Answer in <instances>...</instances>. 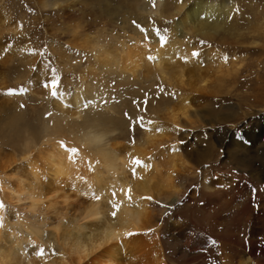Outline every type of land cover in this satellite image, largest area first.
<instances>
[{
	"label": "rangeland",
	"instance_id": "obj_1",
	"mask_svg": "<svg viewBox=\"0 0 264 264\" xmlns=\"http://www.w3.org/2000/svg\"><path fill=\"white\" fill-rule=\"evenodd\" d=\"M194 1L199 0H0V209L11 221L0 239L4 248L17 232L25 252L57 260L44 264H59L58 247L51 240L54 227L82 217V206L89 202H82L70 181L47 185L49 202H40L37 211L28 209L26 199L16 202L9 194L16 187L14 179L32 181L24 156L38 157V148L49 145L44 140L73 138L69 127L53 123L51 104L55 95L77 88L98 59L93 47L123 43L152 48L163 36L183 54L177 60L181 82L170 63L163 73L153 63L142 64L131 77L104 71L88 78L96 96L90 108H80L79 118L75 114L72 119L80 129L101 122L109 130L107 142L122 146L137 142L142 122L159 115L165 130L152 150L155 161L165 172L166 149L172 146L185 162L172 174L178 192L164 188L148 200L153 225L142 231L157 239L154 249L160 247L164 264H239L246 257L247 264H264V0H212L223 3L226 13L221 26L211 31L198 25L172 28L177 16L161 13L165 6L175 13L177 4L187 8ZM200 75L207 82L205 91L196 89L204 83L193 85ZM9 90L15 94H7ZM184 93L190 110L175 121L166 120L163 107ZM31 229H39V240ZM122 253L128 257L132 252ZM65 262L71 264L67 257Z\"/></svg>",
	"mask_w": 264,
	"mask_h": 264
},
{
	"label": "bare ground",
	"instance_id": "obj_2",
	"mask_svg": "<svg viewBox=\"0 0 264 264\" xmlns=\"http://www.w3.org/2000/svg\"><path fill=\"white\" fill-rule=\"evenodd\" d=\"M177 5L175 13L172 9L168 11L166 6L161 11V13L172 16V18L177 16V20L175 18L176 21H174L172 28L176 24L181 26L198 25L200 29H208L211 31L220 27L224 21L223 17L226 12L223 3L213 2L212 0H199L194 1L189 7L186 6L187 8H184L182 3ZM203 31L205 33V30ZM92 49L98 59L92 60L91 66L84 71V75L81 77L77 88L71 93H65L61 96L58 94L55 95L54 102L51 104L53 105V111L56 113L53 116L55 119L53 123L55 125L62 123L69 127L72 135H74L73 138H70V136L67 138L58 136L57 138L44 140V145L45 143L49 145L44 149L41 148L42 146L38 148L40 153L38 157H30L24 154V158L26 159L25 171L29 175L27 176L31 177L32 181L23 184L22 179L15 178L16 180L14 179V181L16 182L13 183L16 184L15 189L7 193L11 195L10 197L15 198L16 200H14L16 202L22 199L28 200V209L35 211L37 207L41 206L40 202L43 200L48 198L45 202H49L48 194L50 189L47 185L70 181L76 194L82 195V202H89L86 206L81 205L83 208H81L82 217L79 218V215H77L78 218H75L74 221H71L65 227L61 223L54 227L55 234L51 240L58 247L56 258L59 260V264H66V257L71 261V264H164L160 247L154 249L158 246L157 241L154 243L156 238L152 239L150 236L151 239H149V235L144 234L142 231L153 225V220H151L152 209H150L149 201L146 198L152 195L157 197L160 194L159 192L163 191L162 189L164 188L172 189V193H177L178 190L174 186L175 183L172 174L176 165L184 168L183 165L185 162L172 146H168L166 149L168 154L165 160L167 167L165 172L161 170L160 163L155 161L152 150L163 139L162 132L165 130L164 126H160L158 123L159 115L147 118L142 122V130H140L141 134L137 142H130L122 146H118L119 143L110 144L107 142L105 136L109 134V130L107 126H101L99 120L95 122L97 125L100 122L99 127L92 126L91 123L90 125L86 124L84 128L80 129L79 126L81 124L75 122L72 117L79 112L80 108L84 106L90 108L92 105V99L96 95L92 94L90 88L92 84L89 82L92 79L91 76L93 78L97 74L102 76L101 74L107 70H113L116 73H125L126 76H130L129 73L138 72L142 64L149 66L152 63L156 70L163 73L164 65L170 63L175 66L176 69L174 70L176 73L178 72L177 77L181 82L183 72L182 68L177 69L181 65L177 60L183 54L168 41L164 40L162 46L161 39L152 48L146 46L144 49H141L139 46L129 47L123 43H115L105 48L97 49L93 47ZM149 57H154V59H149ZM122 60L124 61L120 62ZM89 77L90 80H88ZM199 83H204V85H197ZM206 83L204 77L200 75L193 85L198 86L196 89L205 91L207 90ZM189 110V95L188 93H184L178 95L175 101H168L161 113L162 115L165 114L163 117L166 120L175 121L178 115H185ZM191 113L194 114V112ZM85 122L86 120L83 123ZM34 139L37 141L36 138ZM68 139H73L74 142L68 141ZM61 141L65 147H62ZM27 144L31 146V143ZM30 146L28 145L27 147ZM67 149H77L78 151L72 154ZM169 149H171L170 153ZM31 150L33 149L31 148ZM26 152L29 153V149L27 151L26 148ZM70 156H72V159H69ZM136 159H142L140 160L141 164H136ZM2 166L5 167V164ZM44 168L49 169L51 173L47 174L48 172H46L45 174L41 170H45ZM81 168L82 171H80ZM44 174L47 177L49 175V177L45 179ZM43 178L45 180L42 181ZM218 184L224 185L222 180ZM0 187L1 191L4 192L2 185ZM206 188L215 190L216 187L207 185ZM8 189L10 190V188ZM63 196L64 200L68 201V196ZM15 201L14 204H17ZM17 206L15 205V207ZM49 207H53L51 203ZM10 208L14 209L12 207ZM31 210L28 213H31ZM26 211L28 210L26 209ZM113 212L116 213L115 216L112 215ZM24 213L27 212L21 214ZM6 216L2 214L0 209V239L1 236H5L2 234H4L7 228V223L11 222H7L8 219L6 221ZM22 218L28 220L24 215ZM15 223L20 224L21 222L16 221ZM26 223L28 222L26 221ZM11 226L14 227L15 224H11ZM15 233L12 235L14 236V240L11 241L9 247L4 248L3 244L0 243V264H44L47 261H50V263L57 261L50 256H47L45 260L42 258L36 259L33 254L25 252L20 244L21 240ZM32 234L38 240L40 239L39 229H31L30 235ZM38 240L35 239L36 242ZM128 248L131 249L132 253L126 257L127 255L124 256L122 252ZM248 259L249 257H246V261L239 264H247V261L249 262Z\"/></svg>",
	"mask_w": 264,
	"mask_h": 264
},
{
	"label": "snow or ice",
	"instance_id": "obj_3",
	"mask_svg": "<svg viewBox=\"0 0 264 264\" xmlns=\"http://www.w3.org/2000/svg\"><path fill=\"white\" fill-rule=\"evenodd\" d=\"M161 42H162V46H163V42H164V37H163V36H161ZM194 55H195V53H194ZM149 59H154V57H149ZM20 91L22 92V91H25V90H24V89H21ZM161 91H163V89H161ZM7 94H9V95H11V94H15V90H9ZM53 95H55V93H53ZM134 103H135V101H134ZM22 107H23V105H22ZM49 115H50V114H49ZM125 116L127 117L128 114L125 113ZM137 123H139V121H137ZM61 145H62V147H65V145L63 144L62 141H61ZM67 150H68L69 152H71L72 154H75V153H77V151H78L77 149H67ZM69 159H72V156H70ZM135 163H136V164H141V161H140L139 159H136V160H135ZM146 199H148V200L151 201L153 198H152V197H147ZM0 206L3 207V202H0ZM114 207H115V205H114ZM112 215L115 216L116 213L113 212Z\"/></svg>",
	"mask_w": 264,
	"mask_h": 264
}]
</instances>
